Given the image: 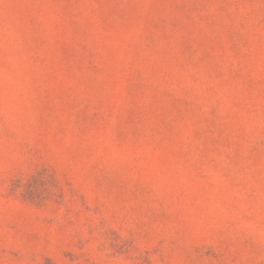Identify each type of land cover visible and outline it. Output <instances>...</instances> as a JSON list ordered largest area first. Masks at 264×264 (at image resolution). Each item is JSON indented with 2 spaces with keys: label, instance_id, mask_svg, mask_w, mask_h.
Wrapping results in <instances>:
<instances>
[{
  "label": "rangeland",
  "instance_id": "rangeland-1",
  "mask_svg": "<svg viewBox=\"0 0 264 264\" xmlns=\"http://www.w3.org/2000/svg\"><path fill=\"white\" fill-rule=\"evenodd\" d=\"M0 264H264V0H0Z\"/></svg>",
  "mask_w": 264,
  "mask_h": 264
}]
</instances>
